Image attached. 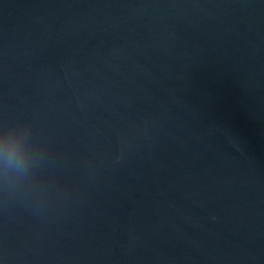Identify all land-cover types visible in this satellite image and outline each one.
<instances>
[{"label":"water","instance_id":"95a60500","mask_svg":"<svg viewBox=\"0 0 264 264\" xmlns=\"http://www.w3.org/2000/svg\"><path fill=\"white\" fill-rule=\"evenodd\" d=\"M0 264H264V0H0Z\"/></svg>","mask_w":264,"mask_h":264}]
</instances>
